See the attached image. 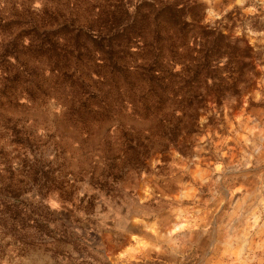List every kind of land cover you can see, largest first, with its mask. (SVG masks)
Masks as SVG:
<instances>
[{"label":"rangeland","instance_id":"1","mask_svg":"<svg viewBox=\"0 0 264 264\" xmlns=\"http://www.w3.org/2000/svg\"><path fill=\"white\" fill-rule=\"evenodd\" d=\"M89 1L79 5L83 19L93 16L91 4L102 0ZM66 2L74 0H0V41L44 22V7L69 13ZM124 2L132 12L142 0ZM197 2L204 25L237 40L239 52L249 47L251 66L237 91L226 80L208 90L189 115H168L172 130L160 123L161 116L132 115L118 106L110 117L75 123L64 114L70 106L68 92L53 86L25 103L0 106V169L10 163L12 179H20V153L1 124L8 119L13 124L26 114V124L37 136L51 137L49 167L43 166L38 145L32 148L40 167L51 169L48 173L53 171L59 181L68 174L78 188L73 196L62 183V191L41 193L28 184L29 203L19 208L35 218L45 216L43 233L36 234L31 220L27 229L11 233L0 225V264H261L264 9L257 7L259 0ZM15 94L22 98L19 91ZM105 122L111 127L102 135ZM121 128L142 144L124 148ZM0 173L5 179L11 176ZM68 211L71 225L65 226L54 215ZM24 242L30 244L24 247Z\"/></svg>","mask_w":264,"mask_h":264},{"label":"trees","instance_id":"2","mask_svg":"<svg viewBox=\"0 0 264 264\" xmlns=\"http://www.w3.org/2000/svg\"><path fill=\"white\" fill-rule=\"evenodd\" d=\"M89 2H66V14L44 7V22L0 41V106L25 103L53 86L68 92L70 106L64 114L75 123L110 117L118 106L132 115L161 116L160 123L171 129L175 125L168 108L189 115L208 90L226 80L237 91L251 66L248 46L239 52L237 40L203 24L197 0H142L132 12L124 0H102L92 3L95 14L83 19L79 5ZM16 91L22 98H16ZM11 123L5 120L1 127L20 153V179H12L10 163L1 165L0 172L11 176L5 179L0 173V225L11 233L27 229L31 220L36 234H42L45 216L35 218L11 199L23 181L40 193L62 191L61 182L53 171L48 173L51 169L40 167L33 139ZM121 132L124 148L142 144L131 131Z\"/></svg>","mask_w":264,"mask_h":264},{"label":"water","instance_id":"3","mask_svg":"<svg viewBox=\"0 0 264 264\" xmlns=\"http://www.w3.org/2000/svg\"><path fill=\"white\" fill-rule=\"evenodd\" d=\"M17 98V97H16ZM201 108H204V105L201 106ZM200 108V109H201ZM197 110V109H196ZM166 112L168 113V115H172L173 113V108H168L166 110ZM200 112L199 110L195 112V114L193 115L192 119H193V124H196L197 123V117L199 116ZM28 117L26 114L20 116L19 118L15 119L13 121V124L20 130L22 131L24 134H27L28 136H31L32 139H33V142L36 144L37 148L39 149V157L41 159H43V166L45 167H49L51 162L49 161V155L51 154V152L53 151L50 146H49V142H50V138L51 137H48L47 139L45 137H40V136H37L35 134V132L33 131L31 125H27V121H28ZM110 127H111V124L109 122H105L101 128H100V132L102 135L106 134L109 130H110ZM3 151V150H2ZM11 152H3V155H5L6 157H10L11 156ZM13 157H11L12 159ZM63 165V169L65 171L68 172V168L66 165H64V163H62ZM67 175L65 173V175L62 177V179L60 180V182L65 186V188L67 189V191L69 192V194H72L73 196L76 194L78 188L74 185V183H70V179L67 178ZM28 193H29V189H28V184L25 183V185L20 188L16 194H15V197H14V201L18 204V205H26L29 203V196H28ZM55 219L60 221L63 225L65 226H70V214H69V211L68 213H65V212H59V213H56L54 215Z\"/></svg>","mask_w":264,"mask_h":264},{"label":"clouds","instance_id":"4","mask_svg":"<svg viewBox=\"0 0 264 264\" xmlns=\"http://www.w3.org/2000/svg\"><path fill=\"white\" fill-rule=\"evenodd\" d=\"M237 2L239 3V0H237ZM257 7L264 9V0H259ZM246 11L252 12V11H254V9L249 8V9H246ZM262 18H264V17H262ZM45 203H47V201H45ZM56 207H57L56 203H52L50 205V208H52V209H55ZM262 257H264V253H262ZM261 264H264V259L261 260Z\"/></svg>","mask_w":264,"mask_h":264}]
</instances>
